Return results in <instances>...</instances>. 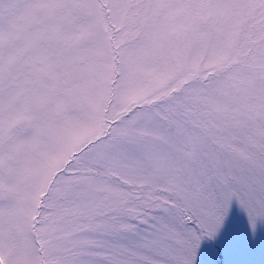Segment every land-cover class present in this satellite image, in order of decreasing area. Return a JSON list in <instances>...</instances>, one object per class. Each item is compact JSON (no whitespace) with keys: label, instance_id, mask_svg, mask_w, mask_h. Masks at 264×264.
Wrapping results in <instances>:
<instances>
[{"label":"snow or ice","instance_id":"snow-or-ice-1","mask_svg":"<svg viewBox=\"0 0 264 264\" xmlns=\"http://www.w3.org/2000/svg\"><path fill=\"white\" fill-rule=\"evenodd\" d=\"M0 264H264V0H0Z\"/></svg>","mask_w":264,"mask_h":264}]
</instances>
